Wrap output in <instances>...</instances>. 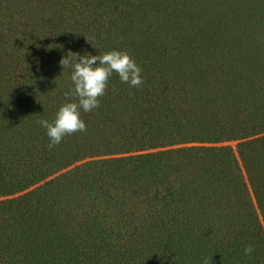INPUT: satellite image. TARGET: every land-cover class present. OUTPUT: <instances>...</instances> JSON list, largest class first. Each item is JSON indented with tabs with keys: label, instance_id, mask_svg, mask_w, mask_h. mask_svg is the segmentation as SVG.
Masks as SVG:
<instances>
[{
	"label": "trees",
	"instance_id": "trees-1",
	"mask_svg": "<svg viewBox=\"0 0 264 264\" xmlns=\"http://www.w3.org/2000/svg\"><path fill=\"white\" fill-rule=\"evenodd\" d=\"M112 49L144 83L48 149ZM0 264H264V0H0Z\"/></svg>",
	"mask_w": 264,
	"mask_h": 264
},
{
	"label": "clouds",
	"instance_id": "clouds-1",
	"mask_svg": "<svg viewBox=\"0 0 264 264\" xmlns=\"http://www.w3.org/2000/svg\"><path fill=\"white\" fill-rule=\"evenodd\" d=\"M60 65L62 73L70 70L71 86L64 92V102L54 118L41 117L36 121L45 132L50 150L61 144L66 136L87 131L81 114L100 108V98L106 94L113 74L130 88H138L144 83L141 67L126 51L118 49L95 55L88 51H70L61 59ZM254 251L251 243L243 249L245 256H251Z\"/></svg>",
	"mask_w": 264,
	"mask_h": 264
},
{
	"label": "rangeland",
	"instance_id": "rangeland-1",
	"mask_svg": "<svg viewBox=\"0 0 264 264\" xmlns=\"http://www.w3.org/2000/svg\"><path fill=\"white\" fill-rule=\"evenodd\" d=\"M222 145H231V146L235 147L236 143H226V144H222Z\"/></svg>",
	"mask_w": 264,
	"mask_h": 264
}]
</instances>
